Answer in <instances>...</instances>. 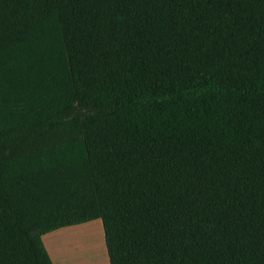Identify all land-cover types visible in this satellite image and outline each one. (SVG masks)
Returning <instances> with one entry per match:
<instances>
[{"label":"trees","instance_id":"16d2710c","mask_svg":"<svg viewBox=\"0 0 264 264\" xmlns=\"http://www.w3.org/2000/svg\"><path fill=\"white\" fill-rule=\"evenodd\" d=\"M95 219L109 264H264V0H0V264Z\"/></svg>","mask_w":264,"mask_h":264},{"label":"rangeland","instance_id":"374dc122","mask_svg":"<svg viewBox=\"0 0 264 264\" xmlns=\"http://www.w3.org/2000/svg\"><path fill=\"white\" fill-rule=\"evenodd\" d=\"M89 231H91L92 234H88L87 232ZM94 231H96L95 234ZM73 233L76 235V237H71L69 239L68 235ZM74 234L70 236H75ZM80 234H88L90 235V239L88 240V235H86L87 237L83 235L84 237L81 236V238ZM77 236L80 237V240L76 239L78 238ZM71 239H75L73 240L74 242L70 241ZM42 240L49 255L54 261L53 263L55 264H109L104 244L103 226L100 219H95L78 225L66 226L53 230L48 234L43 235ZM76 240L78 244H76ZM68 242H70L71 244ZM72 243H74L75 246H73ZM71 245L72 247L68 248V246ZM77 245L79 247L77 248V250H75V247H77ZM72 248L75 249L71 250ZM61 253H63L65 256H63ZM59 258H61V260H59ZM66 260H69L68 263H65L67 262Z\"/></svg>","mask_w":264,"mask_h":264},{"label":"bare ground","instance_id":"6f19581e","mask_svg":"<svg viewBox=\"0 0 264 264\" xmlns=\"http://www.w3.org/2000/svg\"><path fill=\"white\" fill-rule=\"evenodd\" d=\"M91 231H92V230H91ZM91 231H89V232H87V233L90 234ZM66 232H72V231H66ZM95 232H96V231H94V234H95ZM61 233H63V232H61ZM64 233H65V232H64ZM73 234H74V233H73ZM73 234H70V235H73ZM88 234H86V235H88ZM91 234H92V233H91ZM70 235H68V236H69V239H70L71 237H76L75 234H74L75 236H70ZM83 235H85V234H82V235L80 234V237H81V236L84 237ZM86 235H85V236H86ZM68 236H67V237H68ZM78 236H79V235H78ZM78 236H77V237H78ZM88 236H89V237H88V240H89V239H90V235H88ZM67 237H66V238H67ZM80 237H78V238H76V239L78 240ZM82 237H81V238H82ZM86 237H87V236H86ZM66 238H65V239H66ZM91 238H92V237H91ZM73 240H75V239H71L70 241H73ZM77 240H76V244H78V243H77ZM79 240H80V239H79ZM83 240H84V239H83ZM68 241H69V240H68ZM81 241H82V240H81ZM65 242H66V240H65ZM73 242H74V241H73ZM78 242H79V241H78ZM68 243H70V242H68ZM70 244H71V243H70ZM72 244H73V246H75L74 243H72ZM69 247H72V245H71V246H68V248H69ZM78 247H79V246L77 245V247H75L76 249H75V248H72L71 250H74V249L77 250ZM63 249H64V248H63ZM71 252H72V251H71ZM71 252H70V254H71ZM61 254H62L63 256H65L63 253H61ZM61 254H59V255H61ZM61 258H62V257H61ZM61 258H59V260H61ZM63 261H64V260H63ZM66 261H67V260H66ZM68 261H69V260H68ZM68 261L65 262V263H68ZM63 263H64V262H63Z\"/></svg>","mask_w":264,"mask_h":264},{"label":"crops","instance_id":"0c3cea01","mask_svg":"<svg viewBox=\"0 0 264 264\" xmlns=\"http://www.w3.org/2000/svg\"><path fill=\"white\" fill-rule=\"evenodd\" d=\"M48 234V233H47ZM51 257V256H50ZM52 259V258H51ZM52 262H54L53 260H52ZM53 264H55V263H53Z\"/></svg>","mask_w":264,"mask_h":264}]
</instances>
